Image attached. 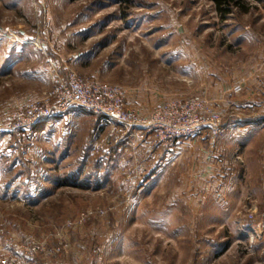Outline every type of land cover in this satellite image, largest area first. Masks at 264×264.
I'll return each mask as SVG.
<instances>
[{"label":"rangeland","instance_id":"obj_1","mask_svg":"<svg viewBox=\"0 0 264 264\" xmlns=\"http://www.w3.org/2000/svg\"><path fill=\"white\" fill-rule=\"evenodd\" d=\"M237 1L224 20L213 0H0V129L75 74L123 88L143 120L196 100L220 114L219 138L245 133L252 106L264 114V0ZM99 117L72 111L0 135V264H202L218 220L203 216L213 202L197 204L216 173L200 150L219 138L170 146ZM246 162L238 177L263 182L264 157ZM259 207L243 224L264 222ZM227 221L220 232L234 238ZM233 246L217 264H264Z\"/></svg>","mask_w":264,"mask_h":264},{"label":"built area","instance_id":"obj_2","mask_svg":"<svg viewBox=\"0 0 264 264\" xmlns=\"http://www.w3.org/2000/svg\"><path fill=\"white\" fill-rule=\"evenodd\" d=\"M52 78L56 77L52 76ZM126 98L127 92L121 87L82 80L75 74H70L65 79L57 77V85L48 100L30 104L16 117L17 124L10 130L0 129V135L13 130L30 131L43 120L78 110L93 113L107 123L116 124L127 130L145 129L162 143L170 146L180 138L190 139L205 132H209L214 139L225 133L220 114L204 111L201 103L196 100L183 105L173 103L165 105L148 119L143 120L127 109ZM237 159L240 160L239 157ZM262 191L264 206V176ZM247 217L250 221H254L255 211L251 209ZM263 237L262 225L252 227L248 242L243 244L245 249L250 251ZM30 256L34 258L32 253ZM8 264L28 263L24 260L12 259Z\"/></svg>","mask_w":264,"mask_h":264},{"label":"crops","instance_id":"obj_3","mask_svg":"<svg viewBox=\"0 0 264 264\" xmlns=\"http://www.w3.org/2000/svg\"><path fill=\"white\" fill-rule=\"evenodd\" d=\"M262 105L264 107V104ZM258 107L259 106H252L254 111L259 110L256 115H253L252 118L249 119V122H246L245 133L238 132V130L236 132H230V130H228L227 134L219 138L217 142H209V146L213 147L214 150L210 148L211 151H209L203 147L200 150L202 152L201 166H205V169H210L211 172L216 173L212 179L208 178L209 174H205L208 181L204 180L202 186L204 187L205 192L202 198H199L197 204L201 205L199 206L200 209H205L211 207V202H213L214 206H212L209 211L204 210L205 212L203 213V216L205 218L210 217L218 220L216 221L218 223H213L208 226V229L213 230L215 237L209 242V247L206 248L210 255H208L206 259L203 258L204 260H202V264H212L215 262L217 264L219 261H223V258L232 247H234L233 245L235 243L243 245L248 242L252 227L262 225L264 228V222H261L260 224L256 222L252 226H247L246 224H243L244 222L242 220L245 218L243 216V211L247 209V207H250L255 211V208L257 209L259 205V209L263 211V206L261 205L263 198L262 174L259 178H254L249 172H247L245 178L238 177L241 176L240 168L238 166L244 161H247V168L250 167V165L253 166L254 162H257L258 166H263L264 114L260 112L262 109ZM243 135L245 136L243 137ZM244 138L246 139L245 142H243ZM205 141V137L201 136L193 142H183V145L190 147V145H193L194 143L201 145L200 143H204ZM225 142L228 143V146ZM211 153L215 156L212 157ZM237 157H239L240 160H238ZM220 167H225L228 171H231L229 172L230 174L228 173L229 179H227V177L225 180V175L219 173L220 171H223ZM216 176H218V178H216ZM217 188L219 189L217 190ZM250 208L249 210H251ZM229 219L232 221L234 220V223L238 226L236 233H233L234 238L229 237V235L232 234L231 232H228V236L223 235L222 232H220L224 228L223 225L229 223V221H227ZM231 239L233 243L227 242ZM252 252H258L264 255V237L253 246Z\"/></svg>","mask_w":264,"mask_h":264},{"label":"trees","instance_id":"obj_4","mask_svg":"<svg viewBox=\"0 0 264 264\" xmlns=\"http://www.w3.org/2000/svg\"><path fill=\"white\" fill-rule=\"evenodd\" d=\"M215 9L218 11L222 19H227V17L232 13L233 7H239L240 2L237 0H213ZM100 118V117H99ZM49 119L43 120L47 121ZM41 121V122H43ZM40 122V123H41ZM39 123V124H40ZM38 124V125H39Z\"/></svg>","mask_w":264,"mask_h":264}]
</instances>
